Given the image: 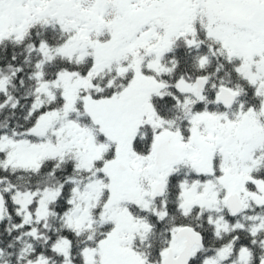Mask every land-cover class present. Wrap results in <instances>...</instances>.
<instances>
[{
    "label": "snow or ice",
    "instance_id": "obj_1",
    "mask_svg": "<svg viewBox=\"0 0 264 264\" xmlns=\"http://www.w3.org/2000/svg\"><path fill=\"white\" fill-rule=\"evenodd\" d=\"M0 264H264V0H0Z\"/></svg>",
    "mask_w": 264,
    "mask_h": 264
}]
</instances>
